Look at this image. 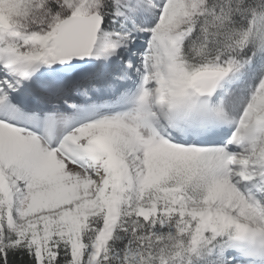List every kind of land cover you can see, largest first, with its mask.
<instances>
[{
  "label": "rangeland",
  "instance_id": "374dc122",
  "mask_svg": "<svg viewBox=\"0 0 264 264\" xmlns=\"http://www.w3.org/2000/svg\"><path fill=\"white\" fill-rule=\"evenodd\" d=\"M118 1L127 8L122 32L97 41L89 66L61 73L50 66L52 86L40 93L33 80L24 81L41 67L37 61L26 69V54L41 46L46 57L58 24L98 13L99 1L70 0L72 8L31 29L49 0H0V39L26 47L18 55L0 50V191L8 228L17 243L38 238L29 230L35 224L41 235L65 236L67 221L79 224L107 211L111 232L122 212L147 219L154 204L165 202L179 214L221 215L239 226L234 242L246 247L228 251L222 264H264V78L241 115L227 120L223 98L240 80L224 82L218 98L199 101L172 86L168 71L167 45L204 0ZM17 83L26 98L13 94L18 87L10 91ZM199 119L216 121L219 130ZM204 166L212 188L201 205L175 186L149 199L142 194L173 173ZM61 188L68 194H59ZM25 197L40 201L24 211ZM93 262L92 255L86 264Z\"/></svg>",
  "mask_w": 264,
  "mask_h": 264
},
{
  "label": "trees",
  "instance_id": "16d2710c",
  "mask_svg": "<svg viewBox=\"0 0 264 264\" xmlns=\"http://www.w3.org/2000/svg\"><path fill=\"white\" fill-rule=\"evenodd\" d=\"M69 1L49 0L41 14L33 15L31 29L72 8ZM98 1L103 20L99 38L110 40L122 32V11L127 8L118 0ZM4 47L17 55L26 49L16 39L7 45L0 39V50ZM167 48L169 76L177 89H186L190 78L204 70H221L229 82L240 80L222 102L226 119L233 121L264 78V0H204ZM43 51L39 46L26 54V69ZM211 179L210 170L199 167L188 174L173 173L142 194L149 199L175 186L198 206L211 191ZM4 200L0 191V264H86L92 255L94 264H222L220 257L228 251L246 247L234 242L239 226L227 217L179 214L165 202L154 204L147 219L122 212L111 232L105 211L79 224L67 221L65 236L41 235V226L32 225L30 234L38 238L17 243V235L7 226Z\"/></svg>",
  "mask_w": 264,
  "mask_h": 264
},
{
  "label": "water",
  "instance_id": "95a60500",
  "mask_svg": "<svg viewBox=\"0 0 264 264\" xmlns=\"http://www.w3.org/2000/svg\"><path fill=\"white\" fill-rule=\"evenodd\" d=\"M103 26L99 13L72 15L63 19L51 38L53 48L47 56L39 58L44 65L53 64L56 68L68 65L85 67L92 61L98 35ZM225 74L219 70H204L194 74L187 89L197 100L213 99L219 96V88Z\"/></svg>",
  "mask_w": 264,
  "mask_h": 264
},
{
  "label": "bare ground",
  "instance_id": "6f19581e",
  "mask_svg": "<svg viewBox=\"0 0 264 264\" xmlns=\"http://www.w3.org/2000/svg\"><path fill=\"white\" fill-rule=\"evenodd\" d=\"M93 64V63H92ZM129 67H132V65H131V63L128 65ZM29 74H31V73H29ZM40 74H41V67L39 68V70H38V72L33 76V78H35V79H38L39 78V76H40ZM25 78V77H24ZM56 82V81H55ZM10 85H12V84H10ZM13 86V85H12ZM11 87V86H10ZM14 88L15 87H18V88H16V90L15 91H13L14 89H12V90H10V91H13V93H20V92H22V91H24V90H26V88L25 89H21L20 91H19V88H20V86L19 85H14L13 86ZM15 95V94H14ZM26 98V97H25ZM221 99V98H220ZM219 99V100H220ZM207 120V119H206ZM206 120H203V119H199V120H195V122H197L198 124H203L204 122H206ZM205 124H207L208 126H213L214 128H216V129H218V127H219V125H218V123L216 122V121H213V120H210L209 122H206ZM175 128H173V130H172V128H170V130L174 133V134H176V131L174 130ZM219 130V129H218ZM44 132V130H42V131H40V136H41V138H43L44 140H46L47 142H50V140H49V138L43 133ZM43 133V134H42ZM39 144V143H38ZM60 155H61V157L62 158H69L70 159V161H71V159H73V157L71 156V154L69 153V152H67V153H60ZM68 159V160H69ZM49 177V176H48ZM62 177V176H61ZM52 179H54V178H52ZM57 181V180H56ZM68 182V181H67ZM60 185V184H59ZM60 188V187H59ZM64 188V187H63ZM63 188H61L59 191H61V192H59V194H61L62 196H63V194H68V192L66 191H64V189ZM49 196V195H48ZM39 201H40V199L38 198H35V197H25V199H23L22 200V206H21V208L25 211V210H27V209H29L30 207H32V206H34V205H36L37 203H39ZM23 211V212H24ZM22 212V211H21ZM261 257H264V248H262V251H261Z\"/></svg>",
  "mask_w": 264,
  "mask_h": 264
}]
</instances>
